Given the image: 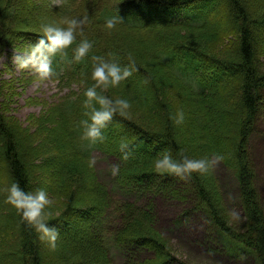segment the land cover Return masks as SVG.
I'll return each instance as SVG.
<instances>
[{
    "label": "trees",
    "instance_id": "obj_1",
    "mask_svg": "<svg viewBox=\"0 0 264 264\" xmlns=\"http://www.w3.org/2000/svg\"><path fill=\"white\" fill-rule=\"evenodd\" d=\"M85 17L83 31L53 57L49 78L67 92L44 113L18 120L12 107L22 92L14 80L1 79L5 63L0 69V264H112L101 235L112 216L121 264H187L156 228L152 200L158 192L191 202L189 214H203L217 237L264 264V202L249 154L264 115V0H0V60L29 50L44 35L42 24L67 27L65 19ZM112 17L121 19L109 29ZM83 39L92 47L77 61ZM94 56L136 69L117 86L97 88L112 100H129L130 107L114 113L95 143L81 123L90 122L84 102L86 89L96 84ZM93 151L119 165L113 190L138 194L142 205L114 199L89 167ZM165 151L177 161L220 155L236 178L243 224H232L212 166L183 178L162 173L154 161ZM13 182L47 192L52 203L44 214L58 230L55 247L7 202ZM13 244L17 256L4 253Z\"/></svg>",
    "mask_w": 264,
    "mask_h": 264
},
{
    "label": "rangeland",
    "instance_id": "obj_2",
    "mask_svg": "<svg viewBox=\"0 0 264 264\" xmlns=\"http://www.w3.org/2000/svg\"><path fill=\"white\" fill-rule=\"evenodd\" d=\"M60 0H52L53 4H58ZM15 54V52H13ZM3 69L1 79L6 82H14L13 87L18 92H22L20 97L16 98L17 102L13 105L12 112L18 120L24 122L26 118L37 116L43 112L47 106L57 101L59 95H64L67 88L56 87V83L50 78L39 80L38 78H30L28 82H24L29 74L35 72L31 69H18L14 64L13 57L6 56L0 60ZM20 79V82H17ZM27 79V78H26ZM23 80V81H22ZM24 83V90L22 85ZM29 99V100H28ZM45 112V111H44ZM43 112V113H44ZM262 116V115H261ZM260 116V117H261ZM264 115L257 123V132L251 136L249 141V154L254 162L256 171V187L259 196L264 202ZM91 159L95 161L94 167L97 172L98 179L107 186L108 190L116 200H124L129 198L134 202L142 203L143 200L138 194H124L121 191L113 190L111 181L113 179L112 168L115 165L113 158L106 157L98 151L91 153ZM213 173L220 188L223 198V205L228 210L230 217L234 222H242V215L239 207L237 196V182L234 173L224 167L219 161L213 165ZM45 178L42 177L41 180ZM40 180V179H39ZM41 180L38 183H42ZM180 190L182 187H178ZM157 209H155L156 220L158 221V229L164 237L169 241L172 250L187 264H256L255 257L250 252L238 253L230 250V246L222 238L217 237L216 232H212L207 226V219L203 214L188 213L192 208V203L181 204L177 200L155 199ZM188 214V215H187ZM187 215V216H185ZM106 220L104 228L101 232L103 240L107 248L114 249L111 242V231L115 227L116 222L113 219ZM1 222V221H0ZM4 247V253H13L15 256L16 247ZM3 251V250H2ZM110 251V249H109ZM1 254V253H0ZM115 264H121L122 255H114L109 252Z\"/></svg>",
    "mask_w": 264,
    "mask_h": 264
},
{
    "label": "clouds",
    "instance_id": "obj_3",
    "mask_svg": "<svg viewBox=\"0 0 264 264\" xmlns=\"http://www.w3.org/2000/svg\"><path fill=\"white\" fill-rule=\"evenodd\" d=\"M84 19H65L61 26L57 23H45L41 25L43 36L40 37L37 43L32 44L30 49L22 53L16 54L13 57L14 64L18 69H31L36 74L39 80L47 79L55 75V70L52 67L53 57L64 49L68 48L76 39V31L83 29L81 25L85 23ZM120 17H112L107 19L106 27L111 29L116 26L117 20ZM92 47L91 41L83 39L75 49L74 59L81 60ZM95 64L92 73L93 79L96 81L92 87L85 91V105L91 107L90 122L83 120L81 123L85 125V138H90L93 143L97 139H102V131L107 122L111 121L114 113L121 114L125 109L130 107V101L124 98L112 100L109 97L97 92L98 87L107 89L110 86H117L121 81L130 77L135 71L134 64L121 66L115 62H109L101 56H94ZM95 102V103H94ZM98 103L99 108L95 106ZM177 124L182 123L184 119L183 111H178L174 117ZM127 145H122L124 150ZM128 157V152H124V157ZM222 159L220 155H215L214 160L208 158L193 159L184 156L181 161L173 159L172 155L165 151L160 154L154 161L155 168L162 173H171L181 178L191 175L193 172L204 173L216 162ZM94 160L89 161V167L93 166ZM119 172V165H114L112 174L115 176ZM6 197L7 202L13 205L19 212L22 213V218L28 224L32 225L40 232L41 239L47 238L52 247H55V241L59 235L55 226H50L46 222L44 209L46 205L52 203L47 192L44 189H38L35 192L25 191L18 182H13L8 188Z\"/></svg>",
    "mask_w": 264,
    "mask_h": 264
},
{
    "label": "bare ground",
    "instance_id": "obj_4",
    "mask_svg": "<svg viewBox=\"0 0 264 264\" xmlns=\"http://www.w3.org/2000/svg\"><path fill=\"white\" fill-rule=\"evenodd\" d=\"M214 160V159H213ZM111 183V185L113 184V181H111L110 182ZM177 187V186H176ZM237 196H238V194H237ZM159 197L160 198H162L163 200H166V201H169V200H172L171 198H169V197H167L164 193H161V192H158V193H156L155 195H154V200H152L153 201V204H154V207H155V209H157V204H156V201H155V199H159ZM142 200H143V198H142ZM239 200V199H238ZM177 202H179V200H177ZM138 203V202H137ZM179 203H181V204H184V203H191V202H183V201H180ZM141 204V203H140ZM142 205V204H141ZM239 207H240V203H239ZM227 210V209H226ZM240 211H241V215H242V222L240 223V222H234L233 220H232V218L230 217V219H231V221H232V224L233 225H235V226H237L238 228H239V226H241L242 224H243V222H244V216H243V211H242V209H241V207H240ZM189 213V212H188ZM227 213H228V215H229V212H228V210H227ZM188 215V214H187ZM187 215H185V216H187ZM230 216V215H229ZM115 227H116V225H115ZM115 227L112 229V231L110 232L111 233V242H112V245L114 246V249L112 248H110L111 246H109V248H107L108 249V252H112L114 255H117L118 254V252L115 250L116 249V244H115V242H114V229H115ZM156 228H157V230H158V232L159 233H161L162 234V232L158 229V221L156 220ZM109 249H110V251H109ZM230 250H235L236 252H238V253H241V252H243L240 248H238V247H236L235 245H231L230 246ZM109 257H110V260H111V263L112 264H115L114 262H113V259H112V257H111V255H109Z\"/></svg>",
    "mask_w": 264,
    "mask_h": 264
}]
</instances>
